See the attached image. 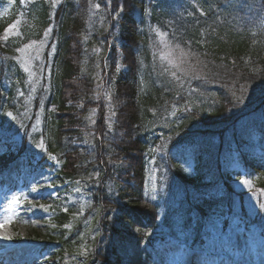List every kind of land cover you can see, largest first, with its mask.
I'll list each match as a JSON object with an SVG mask.
<instances>
[{
    "label": "trees",
    "instance_id": "trees-1",
    "mask_svg": "<svg viewBox=\"0 0 264 264\" xmlns=\"http://www.w3.org/2000/svg\"><path fill=\"white\" fill-rule=\"evenodd\" d=\"M6 2H11L10 10L4 18L0 14V124L9 123L2 111L21 104L6 102L10 94L4 89L6 81L15 79L14 71L23 70H14L12 56L29 29L20 28L17 40L5 33L9 21L20 15L23 23L48 32L38 64L49 67L50 75L42 77L38 95L49 94L46 106L54 105L55 113H46L43 137L64 174L86 183L98 208L94 224L100 218L107 237L110 231L123 239L127 226L148 230L156 221L157 206L144 203L140 192L146 165L142 152L159 142L155 132L170 136L163 144L165 157H156L161 180L166 181V172L182 175L181 169L192 166L195 177L188 175L186 185L196 182L197 188L195 193L184 189L190 201L182 202L197 214V223L216 210L204 201L231 202L236 195L228 178L232 163L246 167L249 148L264 155V0H0ZM111 39L123 49V64L131 65L115 82L119 86L128 76L132 85L124 92L134 106L128 113L134 127L128 143L116 136L123 130L118 113L112 130L106 126L103 87L96 75L97 64L113 52ZM165 47L175 50L177 70L161 57ZM75 101L84 108L78 118L68 106ZM174 106L179 109L177 123L169 118ZM79 126L86 131L87 152L68 138L82 136ZM25 140L30 137L22 148ZM233 143L240 146L238 154ZM132 150L135 159L129 155ZM123 163L132 164V178L129 172L122 174ZM260 177L256 191L264 192ZM133 178L136 185H125ZM99 201L105 202L103 208ZM62 233L59 247L79 257L89 233L79 237L73 230L69 240ZM89 245L92 241L87 253Z\"/></svg>",
    "mask_w": 264,
    "mask_h": 264
},
{
    "label": "rangeland",
    "instance_id": "rangeland-1",
    "mask_svg": "<svg viewBox=\"0 0 264 264\" xmlns=\"http://www.w3.org/2000/svg\"><path fill=\"white\" fill-rule=\"evenodd\" d=\"M10 7L11 2L7 3V5L2 8L1 12H8ZM23 25V23H15L7 29V34L17 36L19 32L18 29ZM262 40L264 41V38H262ZM124 41H126V39ZM111 47L113 52L109 50L107 56L99 65V76L104 85L103 97L107 98L108 95L111 102L109 104H105V101L103 102L105 104L104 107L107 110H105V116L108 117V109L111 105L110 112H112L114 116L117 115L118 112V123L123 128V130L119 129L120 131H118V133L121 134L120 139L121 141H125L124 143H128L133 140L131 134L134 130V127L129 124L128 113L131 108H134V106H130L131 101L126 95H124V92L127 93L131 90L130 86L132 85L128 82V76L127 80H124L125 82L120 81L121 85L119 86H117L115 82L119 74L125 72L126 69H130L131 65L129 63L127 64V67H121L122 65H120V63L123 61L125 54L123 49L120 48L119 42L111 39ZM18 52L19 58L25 64H27V62L33 64L34 59L41 54V50L34 45ZM160 55L166 61V64L171 65L172 68L177 70L179 58L176 56L174 49L165 47ZM183 69H185V63ZM132 101H135V99H132ZM134 103L135 102H133V104ZM69 106L76 109V112H74L76 118H78V115L80 116V113L84 110L79 101L70 103ZM181 110L182 112L180 114H183V108ZM176 111L177 109H174L173 112L170 113V117L173 118L172 120H174L175 123H177V120L179 119V116L175 115ZM119 115L121 116L122 121H120ZM79 129V132L82 134L86 133L85 129L82 127L80 128L79 126ZM79 138L80 135L76 137L77 140ZM132 147L133 146H130V148ZM129 155L135 159V150L129 152ZM121 165L126 172H129L130 170L129 174L132 176V164L123 163ZM8 172H10V170ZM147 172L151 175L148 176L147 181L145 182L144 196L149 200H152L154 197V188H152L154 182V169L152 164L151 166H148ZM240 177L241 178L236 184L239 189L244 191L251 189L253 186V179L244 174ZM19 180H23L22 182L26 183V188H24L23 191L28 192L26 202L30 207V211L36 212V214H32V217L30 218L33 222H30L27 225L18 223L14 225L21 234H36L42 226L43 220L46 219V209L53 204L52 200L62 201L64 198L67 200V203L71 204L83 201L82 195L76 189H71L65 194H60L59 190L61 186L56 181V176L49 171L38 170L30 177L28 175L27 177L21 176ZM133 180L134 181L131 183L136 185V180L134 178ZM244 181H247V183ZM15 188L16 186L13 185L7 190H5V188L0 189V251L5 250L4 246L8 244L12 236L11 230L8 229L6 225L9 223H6L4 218L7 216V210L12 211L15 207ZM244 203L248 211L252 214L255 213L256 210H264V202H258L252 198V196H247ZM205 229L212 233L210 240L207 242L204 249H195L192 252H182L178 247H172L168 251L165 249H149L137 245L134 237L129 235L123 243L118 244L116 254L108 259V264H264V237L256 226H247L242 222L235 221L225 230H222L219 227H210L208 224L205 226ZM31 247L32 245L27 247L26 253L31 251ZM105 247L111 250L112 245H105ZM59 264H69V259L66 254L63 255Z\"/></svg>",
    "mask_w": 264,
    "mask_h": 264
},
{
    "label": "snow or ice",
    "instance_id": "snow-or-ice-1",
    "mask_svg": "<svg viewBox=\"0 0 264 264\" xmlns=\"http://www.w3.org/2000/svg\"><path fill=\"white\" fill-rule=\"evenodd\" d=\"M245 183H247V181H244ZM35 190V189H34Z\"/></svg>",
    "mask_w": 264,
    "mask_h": 264
}]
</instances>
